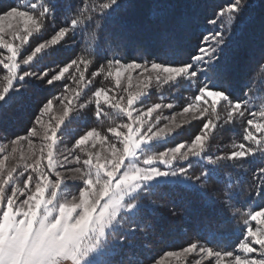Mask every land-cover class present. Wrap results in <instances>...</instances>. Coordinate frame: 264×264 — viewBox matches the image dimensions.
Instances as JSON below:
<instances>
[{"label":"trees","instance_id":"1","mask_svg":"<svg viewBox=\"0 0 264 264\" xmlns=\"http://www.w3.org/2000/svg\"><path fill=\"white\" fill-rule=\"evenodd\" d=\"M103 2L0 0V10L17 5L38 14L43 7H48L45 26L37 35L39 39L47 31L52 34L61 27L72 29L60 42L44 49L19 69L35 75L15 79L6 100L0 104V135L4 139L27 134L42 104L75 84L68 75L48 83L42 73L47 71L50 75L77 56L92 61L94 64L89 68L97 70L108 60L171 66L192 62L205 38L219 30L220 22H213L219 9L226 8L232 0H118L99 13L97 10ZM246 2L231 25L224 22L226 34L231 35L222 46L216 66L225 69V73L181 75L152 93L153 100L187 105L205 84L210 90H225L224 85L228 86L225 91L233 103L208 109L207 116L214 130L205 150L186 162H155L156 167L175 179L144 185L135 193L129 200L138 203L136 209L125 211L114 228L117 236L111 240L114 241L111 252L106 253L105 243L104 251L87 264H134L137 260L152 259L160 251L180 249L193 240L216 250L242 254L238 246L247 239L248 227L242 223L243 213L250 208L253 211L264 208V178L259 173L260 167H264V149L259 145L264 141L255 136L251 141L244 140L246 121L253 120L255 129L262 122L260 113L264 111V69L260 67L264 59V0ZM0 51L7 53L2 46ZM6 72L0 65V74ZM102 78L96 77L84 87L79 98L84 99L95 80ZM16 87L18 91H14ZM234 101L245 105L247 110L243 116L233 113ZM122 114V109L118 112L99 102L97 111V105L92 102L77 118L68 119L61 129L64 134H75L89 124L111 128L123 120ZM233 114L234 119L229 121ZM69 122L74 126H69ZM168 142L164 138L150 145L157 150ZM249 148L256 151L243 158H228V154ZM186 163L188 174L175 175L172 169ZM132 225L137 230L129 231Z\"/></svg>","mask_w":264,"mask_h":264},{"label":"snow or ice","instance_id":"2","mask_svg":"<svg viewBox=\"0 0 264 264\" xmlns=\"http://www.w3.org/2000/svg\"><path fill=\"white\" fill-rule=\"evenodd\" d=\"M116 3H118V0H104L97 11L103 13ZM245 5H247L246 0H232V3L226 8L222 7L219 9L213 21L220 22L219 30L205 38V41L198 47L196 55L192 58V62H180L175 66H171L158 62L140 63L135 61L121 64L118 60H108L106 64L97 67L98 71L89 73L93 77L92 80H89L86 79L85 73L88 71L89 66H93L94 63L86 57L77 56L67 65L60 68L58 74L52 75L47 80L48 83H53L68 74V77L74 81L75 87L69 85L61 92L60 96L47 99L42 104L38 115L34 118V123L27 135L17 136L10 139L6 145H0V153L7 152L3 161H0V264H65L67 261H70L71 264H85L87 258L95 250V248L84 244L86 238H91V235L97 232L98 221L96 223L93 222V209L96 208L95 197L90 201L88 198L89 194L85 192L84 199L79 205L65 203L59 209V215L53 218L52 210L48 209L46 205L43 214L39 211L43 202L31 194L34 181L32 174L28 175L23 191L10 187V182L19 167L18 165H10L6 168L5 161H8L14 154L21 151L19 146L26 144L30 151L27 161H31V163H25L24 172L31 170L32 173L35 171L42 177L43 185L46 186L48 177L45 173L44 165L46 161H54L58 128L73 111V105L78 101L84 87L100 76L105 79L114 78L117 86L121 85L122 78L126 80L128 87L118 89L120 93H123V95H119V100H117L116 96H110L108 90L104 87H99L95 90L93 96L95 100L92 97L88 100V103L94 102L98 111L99 101L107 102L110 106L113 101H117L116 106L123 108V102L127 98L128 104L133 106L136 100L154 82L163 81L167 83L181 75L196 77L198 72L201 74L206 72L211 76H215L217 72L225 73V69L217 68L216 66V62L219 60L223 50L222 46L227 44L231 35L230 33L226 34L224 22L226 21L228 25H231L243 11ZM32 7L35 8L36 5L33 4ZM13 8L25 14L10 15ZM48 12L49 8L43 7V10L38 14H33L17 5L0 10V17L4 18L2 24H0V46L8 52V55L5 56L0 51V65L7 70V75L3 78V80H6V85L0 83V99L4 98L15 79H24L30 74L35 75V73L28 71L20 72L19 69L22 65H28L37 53L56 45L72 31L69 27H61L47 40L37 44L34 51L27 55L26 58L20 56L21 49L33 38L34 34L40 33L44 28L45 14ZM75 23L76 21H73V25ZM6 31L10 39H6ZM260 67L264 69V59L261 60ZM134 72H138L136 77L138 84L135 86L133 85L132 75ZM41 75L47 76L48 73L46 71ZM227 87V85H224L225 90ZM225 90H210L205 84L193 100L195 103L193 101L188 103L186 107H183L182 111L173 115L169 119L168 124L164 125V128L160 130L159 135L163 136L165 132L170 133L174 129L180 128L181 124H188L191 120L207 117L206 113L209 107L215 108L224 104H232L233 100L227 96ZM213 93L215 94L214 96L212 95ZM56 105H59L58 110ZM79 106L84 108L87 104L80 103ZM159 107L155 106L156 109ZM167 107H171V105H167ZM246 110L244 104L234 101V114L238 112L239 115L243 116ZM124 111L129 112V109L124 108ZM153 111V108L148 109L149 114L153 113ZM234 114L229 116V121L234 119ZM140 118V116L136 117L137 120ZM159 119L158 115L155 116L157 122H159ZM260 120L264 121V112L260 113ZM254 123L251 119L246 121L244 140L251 141L255 136L264 141V124H256L255 129H253L252 125ZM208 127L207 119L203 130L192 141L188 142L187 147L181 144L173 150L172 159L168 163L171 164L176 159H186L190 154L193 155L202 151L210 135V132H205ZM117 131H119L118 128H113L108 130V133L112 134ZM151 131L152 129L149 128L148 132L150 133ZM37 137L41 141L38 146L34 143V139ZM125 139L131 140V137L129 136ZM97 145H100V149L93 153L92 149H97ZM104 145L108 146L106 137H103L96 128H92L82 135L75 142L74 148L69 151L80 154L76 155V163H83L88 169H91L93 161L98 158H104L103 154L109 151L108 147L107 150L104 149ZM245 146L242 145L241 147ZM185 147L186 150L181 152V149ZM259 147L264 149V144L259 145ZM129 150H131V145H129ZM255 151L256 148H249L247 151L233 152L228 154V158H243ZM112 154L115 157V153L113 152ZM82 156L85 159H82ZM20 159L24 161L25 156H21ZM150 159L163 160L164 155L153 156ZM52 167H55L54 163H52ZM120 171L123 173L124 169L121 168ZM80 173L81 169L79 167L75 168L73 178L75 179L77 174ZM97 173H99V169H97ZM259 173L260 177L264 178V167H260ZM91 174V171H85L83 176L87 177ZM55 175L59 178L60 173H55ZM204 176L206 177L207 174L204 173ZM81 181L86 185L87 181L85 179L82 178ZM36 187L39 193H44L45 188L40 186V182H37ZM9 190L11 191L9 192ZM18 192L19 195H17ZM5 193L8 194L5 195ZM24 196H27V198L21 199ZM99 203L101 207L104 206V201H99ZM81 206L83 208L81 214L74 219L70 209ZM135 209L136 206H132L127 208L126 211ZM118 211L119 208H113L109 217H105L104 212H101L100 219L104 220L106 226L110 225L116 219ZM236 212H239V210L237 209ZM21 213L23 217L18 218ZM243 215L245 218L242 223L248 227L247 239L238 246L242 254L236 255L233 251L216 250L203 244L200 240H193L187 246L182 247V253L185 256L198 255L200 261L205 260V258L208 260L215 258L214 264H264V208L255 211L250 208ZM128 230L135 231L137 227L132 225ZM100 235H103L102 227ZM179 254L167 252L169 257ZM257 256L260 258H257ZM152 264H162V260H155Z\"/></svg>","mask_w":264,"mask_h":264},{"label":"rangeland","instance_id":"3","mask_svg":"<svg viewBox=\"0 0 264 264\" xmlns=\"http://www.w3.org/2000/svg\"><path fill=\"white\" fill-rule=\"evenodd\" d=\"M24 14V12H19L16 9H13L10 15ZM3 20L4 18L0 17V24H2ZM55 32L56 31H54L52 34H54ZM38 34L39 33L34 34L33 38H31L28 43L21 49L20 56L26 58L27 55L31 54L32 51H34V48L37 44H39L41 41L47 40L52 35L50 34V31H47L46 35L43 38L39 39L37 37ZM5 37L6 39H10L7 31L5 33ZM2 52L5 56L8 55V52ZM38 54L39 53H37L36 55ZM59 69L52 72L50 75L48 74L45 78L46 82L52 75L58 74ZM94 71L98 70L93 67L89 73ZM6 75L7 72L4 74H0V83H3L5 85L6 80H3V78ZM67 75L68 74H65V77H67ZM132 75L133 85L135 86L138 84V81L136 80L138 72H134ZM87 76L89 80L93 79V77H91L90 75ZM177 78H175L174 80H176ZM163 84V81L154 82L152 86H150L149 89L136 100L133 106L128 104L127 98H125L123 102V108H118L116 106L117 101H113L111 107L118 112L122 109V115L124 116L123 120L120 123L115 124V126L107 128L101 125L89 124L88 126L83 127L81 131H77L75 134L68 132V134H64L61 128L66 124L68 119H75L79 114H81L83 108L79 106L80 103H86V107H89L90 103H88V100L94 96V92L96 89H98L99 87H104L106 90H108V94L110 96H116L117 100H119V95H123V93H120L118 89L121 87H128L124 78H122L120 86H117L115 84L114 78L105 79L103 77L102 80H95V85L92 87V89H90L87 95L84 96V99H78V101L73 105V111L65 118L64 122L58 128V139L55 149L54 161H46L44 165L45 173L48 177V184L46 186L43 185L42 177L35 171L31 173V170H29L28 172H24L23 170L26 162L31 163V161H27V156H30V151L26 144L20 145L19 147L21 151H19L17 154H14L13 157L8 161H5L6 168L10 165H18L19 167L17 173L14 174L13 180L10 182V187H15L20 191H23L24 183L26 182L28 175H33L34 181L31 194L35 195L36 199H40L43 202L41 208L39 209L41 214L44 213L46 205L48 209L52 210V217L55 218L59 215V209L65 203H75L79 205L84 199L85 192L89 194L88 198L90 201L93 197H95L96 208L93 209V222L96 223L98 221L97 232L95 234H92L91 238H86L84 240V244L86 246L93 247L95 248V250L85 261L86 264L91 261V258L97 256L99 252L104 251L105 243H107L106 253L111 252L110 248H112L114 245V241L111 242V240L114 239L115 236H117V232H115L116 230H114V228L118 226V222L121 221L126 209L132 206H137L138 204L135 200H129L135 193L143 189L144 185H148L156 181H171L175 179V177H173L171 174L168 175L166 171L156 167L155 162H160L159 164H169L168 161L172 159L173 150L181 144H184L187 147L188 142L192 141L195 136L203 130L204 123L207 122L208 112L206 113L207 117L200 118L198 120H191L188 124H181L180 128L174 129L170 133L165 132L163 136L159 135L160 130L164 128V125L168 124L169 119L177 112L182 111L183 107L187 106L175 104L171 101L153 100L152 93ZM71 86L75 87V84H71ZM18 89L19 88L16 87L14 88V91H18ZM8 93L9 92L4 95L3 99H0V104L4 100H6ZM212 95L214 96L215 94L213 93ZM93 100H95V97H93ZM205 102L207 103V101ZM99 103L108 105L107 102L103 101H99ZM167 105H171V107H167ZM155 106L160 107L156 109ZM58 108L59 105H56L57 110ZM124 108L129 109V112H125ZM149 108L154 109L153 113L149 114ZM157 115L160 117L159 122L155 120V116ZM137 116H140L141 118L137 120ZM208 124L209 127L208 129H205V132H210L211 135V133H213L214 125L209 119ZM258 124H264V121ZM129 125H131V127H129ZM153 125H155V127H153ZM69 126L74 125L72 122H69ZM92 128H96L101 132L103 137H106L108 146L104 145V149L107 150L108 147L109 151L103 154L104 158H98L94 160L91 169H88L87 166L83 163L75 162L76 155L80 154L75 152L72 153L69 150L71 148H74L75 142ZM113 128H118L119 131L112 134L108 133V130H111ZM149 128L152 129L150 133L148 132ZM129 136L131 137V140L125 139ZM164 138L169 139V142L167 144L157 150H155V148H151V143ZM9 140L10 138L4 139V137L0 135V145H6ZM208 142L209 138L206 141V145ZM34 143L38 146L41 143L40 138H35ZM129 145H131V150H129ZM186 147L181 149V152L186 150ZM205 147L203 148V150H205ZM99 149L100 145H97V149H92V151L93 153H95ZM113 152L115 153V157L112 154ZM162 154L164 155L163 160L150 159V157H159ZM4 155H7V152L0 153V161H3ZM21 156H25L24 161L20 159ZM191 156L192 155L190 154L186 159L173 160L172 163H180L182 161L186 162L191 158ZM82 159H85V157L82 156ZM52 163L55 164V167H52ZM77 167L81 169V173L77 174L76 178L74 179V169ZM121 168L124 169L123 173H121L120 171ZM97 169H99V173H97ZM85 171H91L92 174L84 177L83 173ZM172 171L177 176L187 175L189 167L186 163L181 166H176L174 169H172ZM55 173H60L59 178L55 175ZM117 177L119 178L117 179ZM82 178L87 181L86 185H84V182L81 181ZM37 182H40V186L45 188L43 194L38 192L36 187ZM10 191L11 190H9V192ZM7 194L8 193H5V195ZM17 195H19V192L17 193ZM26 198L27 196L21 197V199ZM99 201H104L103 207H101ZM113 208H119V211L116 214V219L112 221L110 225L106 226L104 220L100 219L101 212H104L105 217H109ZM70 210L72 211L73 218L75 219L81 214L83 208L81 206ZM22 217L23 214L21 213L18 218ZM101 227L103 228V235H100ZM167 252H176L180 254L169 257L167 256ZM257 258L260 257L257 256ZM155 260H162V264H214L215 258H210L209 260L205 258V260L200 261V257L198 255L193 254L185 256L182 253V248H180L177 250H168L163 252L160 251L152 259H147L144 261L137 260L134 264H152V262ZM65 264H71V262L67 261L65 262Z\"/></svg>","mask_w":264,"mask_h":264}]
</instances>
